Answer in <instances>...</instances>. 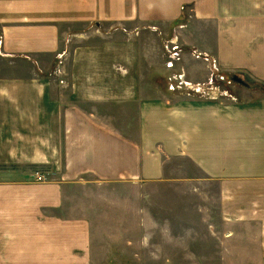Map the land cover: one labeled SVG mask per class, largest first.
<instances>
[{"label": "crops", "instance_id": "0c3cea01", "mask_svg": "<svg viewBox=\"0 0 264 264\" xmlns=\"http://www.w3.org/2000/svg\"><path fill=\"white\" fill-rule=\"evenodd\" d=\"M180 161L222 190L232 227L204 231L230 242L176 261L97 241V190ZM0 264H264V0H0Z\"/></svg>", "mask_w": 264, "mask_h": 264}, {"label": "rangeland", "instance_id": "374dc122", "mask_svg": "<svg viewBox=\"0 0 264 264\" xmlns=\"http://www.w3.org/2000/svg\"><path fill=\"white\" fill-rule=\"evenodd\" d=\"M183 49L184 47L178 41H169L168 45H164V50L169 56H171V51H177L180 56ZM168 60L173 61L170 58H167ZM165 63L167 64L166 61ZM215 76L218 79V84L223 86V89L228 93L225 97H230L233 94V84L229 82L231 78L218 74V72ZM187 83L192 84L179 74H175L169 79V86L176 93L183 91V88H180L187 86ZM192 90L191 95L201 94L200 91H197L199 93L195 92L196 89ZM207 92L211 93L210 90ZM174 163L178 162L174 161ZM173 166L171 167L173 172L169 173L170 178L145 188L129 184L122 194L118 189H113V191L97 190L95 198L92 197L97 206L102 205V209H98V219L94 221L95 228L102 231V235L97 237V241L105 246L114 245L117 247L143 245L146 248L158 245L165 251L177 250L171 253L176 261L186 258V254L182 252L183 247L194 250L193 254L198 256L200 247L205 246L209 250H214L218 246L230 242L231 238L228 235L221 238H207L204 231L206 227H216L224 231H228L232 227L233 222L227 220L221 212L219 196L222 195V190L215 185L210 187V184L208 188H200L198 182L192 181L197 176L195 166L190 167L189 164L180 161L178 166L181 173L178 172V174L175 172L177 165ZM184 168L187 169V173H182ZM207 208L211 209L214 214L212 220L206 223ZM244 224L246 227V223ZM150 255L146 251L140 253V256L144 257V261H150ZM187 255L189 254L187 253ZM161 256V261L168 260V253L161 252Z\"/></svg>", "mask_w": 264, "mask_h": 264}, {"label": "built area", "instance_id": "2783aa9c", "mask_svg": "<svg viewBox=\"0 0 264 264\" xmlns=\"http://www.w3.org/2000/svg\"><path fill=\"white\" fill-rule=\"evenodd\" d=\"M170 53H171V57H173V58L178 57V52L177 51H174V52L171 51ZM222 79H223V77H222ZM211 81L213 82V79H211ZM187 86L190 87L191 89H196V91H202V88L199 87V85L196 86V85H192L190 83H187ZM38 178L41 179V176L39 175Z\"/></svg>", "mask_w": 264, "mask_h": 264}, {"label": "water", "instance_id": "95a60500", "mask_svg": "<svg viewBox=\"0 0 264 264\" xmlns=\"http://www.w3.org/2000/svg\"><path fill=\"white\" fill-rule=\"evenodd\" d=\"M232 79H233L234 82H237L239 84H242V85H245V86L248 85L239 75H234L232 77Z\"/></svg>", "mask_w": 264, "mask_h": 264}]
</instances>
